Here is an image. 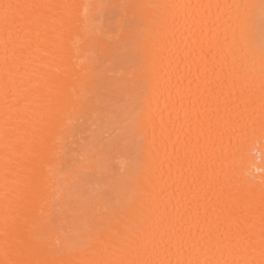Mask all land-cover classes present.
Listing matches in <instances>:
<instances>
[{"label":"bare ground","instance_id":"bare-ground-1","mask_svg":"<svg viewBox=\"0 0 264 264\" xmlns=\"http://www.w3.org/2000/svg\"><path fill=\"white\" fill-rule=\"evenodd\" d=\"M9 3L64 5L57 11L60 23L55 30L22 37L26 48L31 42L26 56L31 67L12 101L13 179L19 203L30 195L35 179L46 183L32 213L43 230L41 238L32 239L31 223L19 225L21 238L26 246L38 249L48 264H80L93 254L99 259L102 254L117 253V233L128 219L122 210L139 203L136 184L143 183L147 175L141 162L158 157L169 135L175 139L178 106L173 102L176 89L171 84L184 74L188 61L180 62L168 53L178 50L184 56L200 47L198 35L181 28L167 29L157 39L160 54L155 62L145 63L141 25L159 11L147 6L241 5L231 10L218 32L238 60L254 61L258 72L264 46V0H0V4ZM4 121L0 98V136ZM41 140L46 141L48 154L39 162L37 176ZM223 148L222 164L217 167L238 189L232 225L244 230L252 226L247 213L240 211L246 194L254 192L259 204L264 136L258 129L249 130L234 147L225 138ZM3 221L0 199V260L4 258ZM252 224L258 232V212ZM82 240L90 246L76 244ZM112 258L117 259L118 254ZM245 258L251 264H262L258 243Z\"/></svg>","mask_w":264,"mask_h":264},{"label":"snow or ice","instance_id":"snow-or-ice-1","mask_svg":"<svg viewBox=\"0 0 264 264\" xmlns=\"http://www.w3.org/2000/svg\"><path fill=\"white\" fill-rule=\"evenodd\" d=\"M63 7L49 3L0 4V98L5 107L0 136L4 213V258L0 264H48L40 258L38 249L25 245L19 230L22 223H31L32 239L41 238L43 230L32 213L34 204L43 197L46 182L35 179L30 195L19 203L13 179L12 101L31 67L26 63L31 42L26 48L22 37L33 33L39 37L55 30L60 23L57 11ZM147 7L159 11L141 25L145 63L155 62L160 54L157 39L167 29L181 28L198 35L200 47L184 56L178 50L168 53L180 62L188 61L184 74L171 84L176 89L173 102L178 106L173 122L175 139L169 135L158 157L141 162V170H147V175L143 183L136 184L139 203L122 210L128 219L117 233V253H105L99 259L93 254L92 259L80 264H251L245 254L257 243L264 257V180L260 181L258 205L254 192L244 198L240 211L247 213L252 226L241 230L232 225L238 189L217 165L222 164L225 138L229 147H234V142L249 130L258 129L264 136V46L257 72L254 61L249 64L238 60L232 46L221 40L220 24L241 5L162 3ZM47 154L46 141L41 140L36 153L37 176L39 162ZM257 212L258 232L252 224ZM76 244L90 246L86 240Z\"/></svg>","mask_w":264,"mask_h":264}]
</instances>
